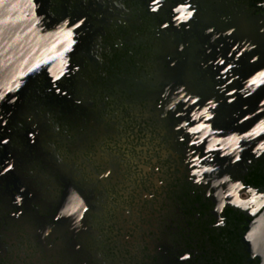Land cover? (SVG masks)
<instances>
[{"label":"flooded vegetation","instance_id":"flooded-vegetation-1","mask_svg":"<svg viewBox=\"0 0 264 264\" xmlns=\"http://www.w3.org/2000/svg\"><path fill=\"white\" fill-rule=\"evenodd\" d=\"M36 10L68 43L0 100V264H262L264 0Z\"/></svg>","mask_w":264,"mask_h":264},{"label":"water","instance_id":"water-1","mask_svg":"<svg viewBox=\"0 0 264 264\" xmlns=\"http://www.w3.org/2000/svg\"><path fill=\"white\" fill-rule=\"evenodd\" d=\"M37 0H0V100L18 82H26L39 72H49L62 61L66 38L58 29L45 27L37 10ZM261 239L256 242L264 264V219L258 223Z\"/></svg>","mask_w":264,"mask_h":264},{"label":"snow or ice","instance_id":"snow-or-ice-1","mask_svg":"<svg viewBox=\"0 0 264 264\" xmlns=\"http://www.w3.org/2000/svg\"><path fill=\"white\" fill-rule=\"evenodd\" d=\"M153 10H155V9H153ZM189 15H191V13H189Z\"/></svg>","mask_w":264,"mask_h":264}]
</instances>
